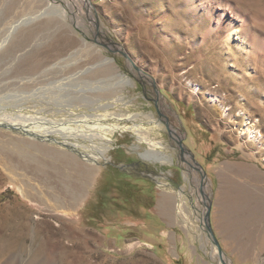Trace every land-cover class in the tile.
Segmentation results:
<instances>
[{
	"label": "rangeland",
	"instance_id": "374dc122",
	"mask_svg": "<svg viewBox=\"0 0 264 264\" xmlns=\"http://www.w3.org/2000/svg\"><path fill=\"white\" fill-rule=\"evenodd\" d=\"M90 1L105 37L122 45L159 92L68 16L45 15L11 30L54 0H0V88L16 90L18 108L41 117L108 107L158 119L163 127L149 137L162 142L170 161L119 168L142 161L140 152L149 149L131 130L115 131L109 161L98 165L44 136L0 127V146L9 150L15 140L26 154L13 162L0 147V264H220L194 211L160 186L193 195L203 177L224 253L232 264H264V0ZM81 14L93 37L88 10ZM105 56L115 59L113 67ZM120 73L132 83L107 93L89 88ZM180 139L193 157L182 156Z\"/></svg>",
	"mask_w": 264,
	"mask_h": 264
},
{
	"label": "bare ground",
	"instance_id": "6f19581e",
	"mask_svg": "<svg viewBox=\"0 0 264 264\" xmlns=\"http://www.w3.org/2000/svg\"><path fill=\"white\" fill-rule=\"evenodd\" d=\"M56 2H57V0H54V3H49L48 6H46L44 9L40 10V12H38L34 15H29V16L26 15L27 16L26 18H24L23 20L19 21L18 23H15L14 25H12L11 30L13 31L16 28V26H18L19 24H22L23 22L27 23V21H31L34 19L36 20L37 17H41V16H45V15H47V16L59 15L60 17L68 16L70 18V20L72 21V24H74L75 27L80 32H82L84 34V36L91 39L93 42H95L99 45H102V46H104L102 43H106L112 48H114L116 46V45H114V43L111 39H108L107 37H105L104 31L99 24V18L97 17V14H96L95 10L93 9V5H92L90 0H60L61 3H56ZM82 7H85L88 10V17L92 20V23L94 25L93 33H92L93 37L88 36L86 30L82 27V22L79 19V17H81V15H82L81 14ZM117 47H122V46L118 44ZM103 61L108 67H113L115 59L113 57L105 56L103 58ZM133 62L135 63V61H133ZM98 65L100 66V64H98ZM129 66L133 67V64L129 63ZM94 68H96V67H94ZM90 69H92V68H89L88 70H90ZM140 69H141V67H140ZM88 70H86V71H88ZM135 70L137 71V73L140 76L142 75L145 78L150 79L151 82H154V80H152L150 77H148L147 75H144L141 70L140 71H138L137 69H135ZM83 72H85V70H82L80 72L73 73L70 76L64 77L61 81H59L60 83H62L61 86L68 85V82L70 80L72 81L74 78H76V76L79 77L80 73H83ZM119 75H120V78L115 80L114 82H112L110 80V78H104V79H100L96 83H92L89 88L92 89L93 91H98L100 93L101 92L107 93L115 87H118V86L122 87V86H126L127 84L132 83V80L130 77L125 76L121 73ZM53 84H54V82H53ZM5 88L7 89L6 91H4L2 89V87L0 88V127H4L7 129H10L11 131L23 133L26 135L29 134L32 136H44L48 140L45 139L43 141H48L50 143H53L52 141H54L55 144H58V145L65 147L71 153H74L75 155L79 154L80 157L84 159V162L86 161L85 158H87L88 161L90 160L91 162L98 163V165L100 162L99 160L101 158L109 159L106 157V154L114 146L113 142L115 140L114 139L115 131L116 130H124V131L131 130L137 135V138L139 141H144L149 145V149H147L145 152H140V154L145 159L151 160V161L152 160H158L160 162L170 161V158L167 157L166 155H164L160 151L164 148V145L162 144V142L159 140H154V139L149 137V131L151 129L163 127L161 121L158 119L150 118L148 121H140V120H138V115L140 113L130 112V113H123L120 115H115L114 112L109 111L108 107H105L103 112H92V113H88V114H82L81 113L82 111H81L80 113L73 114V115L66 116V117H62V116H64V115H62L61 117L56 118V117H54V115H51V114L49 115V116H51L50 118L49 117L47 118V114H45L46 116L41 117V115L37 116L36 115L37 113L36 114L33 113L34 112L33 110H32L33 111L32 112L31 110H28V109L24 110L25 108H23V109L18 108V105H17V100H18L17 99V96H18L17 93L18 92H16V90H14V89H10L9 87L8 88L5 87ZM92 90H91V92H93ZM160 99H161V101H163L162 97H160ZM26 100H28V99H26ZM21 103L24 104L25 102H21ZM29 109H31V108H29ZM83 113H85V112H83ZM56 114H55V116H56ZM42 116H43V114H42ZM163 116H164V114L162 113L161 119L166 122L167 119L163 118ZM124 120H129V121L132 120L133 124L132 125L125 124V123H123ZM167 123H168V121L166 122V125H167ZM44 125H46V126L44 127ZM13 126H15V127L18 126L19 129H14ZM169 126L171 127L172 125L169 124ZM58 127H60V128H58ZM248 133L251 137H255V138L258 137V135L255 132L253 127L249 128ZM14 141L10 142L9 150H7L5 148V145H4L5 143L3 142V144L0 146L1 150L3 152H7L11 156V159L13 160V162H14V160L16 161V160L20 159V157L26 159L25 152L23 151V149H21L19 147L20 145H17L16 141H15V143H14ZM11 144H12V146H11ZM75 157L76 156H73L72 158L76 159ZM18 163H19V161H18ZM63 163H65V162H63ZM15 164L17 165V162H15ZM70 164H71V162L67 161L66 165L68 167H70L69 166ZM16 165H15V167L14 166H11V167H14V169H16ZM67 166H65V167H67ZM90 166H91V164H89V166H88L89 169L91 168ZM192 166H193V163H192ZM194 167L198 168V170L200 169L198 166L194 165ZM89 169H88V171H82V172L80 170H83V169H80L78 171V175H83V176L88 175ZM187 170H190V169L187 168ZM69 174H68V176H69ZM62 175L65 176V174H63V173H62ZM195 175H197V171H195ZM202 175H203V173H202ZM81 179H82V177H81ZM197 180L198 181H197L196 189L194 191L195 194H193V195H191L187 190H185V188H181L179 190H174L173 187L168 183H161L160 186L165 188V190L168 193L170 191H175L176 197L178 198V200L180 202L179 206L180 207H183V206L190 207V209L192 211H194V214L196 215V217L198 219L197 221L199 223H201L202 229L205 230L206 233L208 234V232H207V218H206V222H205L206 211H207V208H206L207 202L205 201V198L206 199L208 198L209 180H207V178H205V177H203L201 179L198 178ZM74 181H75V179H74ZM80 182H83V180ZM62 183H64V182H62ZM70 185L72 186V189H73L74 188L73 185L72 184H70ZM77 185H79V184H77ZM67 186H69V184H67ZM64 187H65V185H64ZM76 187H79V186H76ZM73 190H77V189L74 188ZM76 194L78 195V192ZM73 197H74V195H73ZM73 197L71 198L72 200L75 198V197L74 198ZM61 199H63V197ZM199 202L205 203L206 205L200 208L197 205V204H199ZM209 237H210V235H209ZM213 254L218 257L219 263L223 264L221 261V258L219 256V251H218L217 246L214 247ZM223 259L225 260L226 264H232V261L227 257V255L225 253H223Z\"/></svg>",
	"mask_w": 264,
	"mask_h": 264
},
{
	"label": "water",
	"instance_id": "95a60500",
	"mask_svg": "<svg viewBox=\"0 0 264 264\" xmlns=\"http://www.w3.org/2000/svg\"><path fill=\"white\" fill-rule=\"evenodd\" d=\"M112 41H113L114 45H116L114 48L110 47V46H109L108 44H106V43H102V44H103L105 47H107V48L109 49V51H111V52H113V53H116V52L122 53V54L124 55V57L127 58V59L129 60V62L133 64V67H134L135 69H137L138 71H140V70H141L140 67L137 66V65L133 62L132 58H131V57L129 56V54L125 51V49L122 48V47H117L118 44H119V45H121V44L118 43V42H116L115 40H112ZM121 46H122V45H121ZM153 85H154L156 91L159 92V89H158V87H157V85H156L155 82L153 83ZM159 112H160V114H162V112H161L160 110H159ZM166 117H167V120H169V117H168V116H166ZM167 127H168V129H169L170 131H172L171 127L169 126V122L167 123ZM13 128H14V129H19L18 126H16V127L13 126ZM178 144H179V146H180V148H181V150H182V156H184V152H187V153H190L191 156L193 157V154H192V153H191V152H190V151L184 146V144H183V142H182L181 139L178 140ZM141 159H142V161H141V160H138V161H132V162H130V163H122L121 165H119V168H121V169H126V168H129V167H132V168L141 167V162H142V163H145V162L143 161V159H145V158L141 155ZM106 161H109V160L106 159ZM196 163H198V162H196ZM158 175H159V176H162L163 174H162V173H158ZM206 218H207V232H208V234L210 235L213 244H214L215 246H217V248H218L219 256H220V258H221L222 263H223V264H226L225 260L223 259V253H224L223 248H222V246H221V244H220V242H219L217 236L215 235V233H214V231H213V228H212V225H211V200L207 203Z\"/></svg>",
	"mask_w": 264,
	"mask_h": 264
},
{
	"label": "flooded vegetation",
	"instance_id": "af4514ba",
	"mask_svg": "<svg viewBox=\"0 0 264 264\" xmlns=\"http://www.w3.org/2000/svg\"><path fill=\"white\" fill-rule=\"evenodd\" d=\"M137 168H139V169H140L141 167H137Z\"/></svg>",
	"mask_w": 264,
	"mask_h": 264
}]
</instances>
